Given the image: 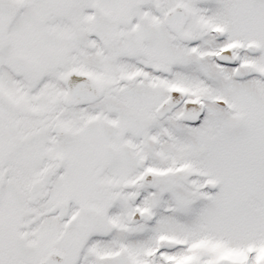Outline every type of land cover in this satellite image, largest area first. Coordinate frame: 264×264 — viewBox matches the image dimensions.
I'll use <instances>...</instances> for the list:
<instances>
[{"label":"snow or ice","instance_id":"6c2138e0","mask_svg":"<svg viewBox=\"0 0 264 264\" xmlns=\"http://www.w3.org/2000/svg\"><path fill=\"white\" fill-rule=\"evenodd\" d=\"M0 264H264V0H0Z\"/></svg>","mask_w":264,"mask_h":264}]
</instances>
